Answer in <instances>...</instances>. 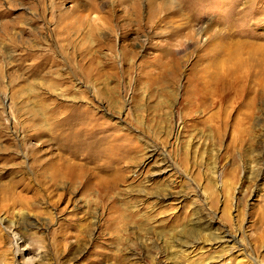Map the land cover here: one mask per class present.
Listing matches in <instances>:
<instances>
[{"label":"rangeland","instance_id":"rangeland-1","mask_svg":"<svg viewBox=\"0 0 264 264\" xmlns=\"http://www.w3.org/2000/svg\"><path fill=\"white\" fill-rule=\"evenodd\" d=\"M0 264H264V0H0Z\"/></svg>","mask_w":264,"mask_h":264},{"label":"bare ground","instance_id":"bare-ground-1","mask_svg":"<svg viewBox=\"0 0 264 264\" xmlns=\"http://www.w3.org/2000/svg\"><path fill=\"white\" fill-rule=\"evenodd\" d=\"M225 90V87L222 86L221 90L224 91ZM225 93V92H224ZM222 94V93H221ZM222 101H225V97H222ZM62 174H64V172L62 171H58L55 175L60 177ZM210 224V223H209ZM228 235V233H225V237ZM224 236H221L220 238L222 239Z\"/></svg>","mask_w":264,"mask_h":264}]
</instances>
